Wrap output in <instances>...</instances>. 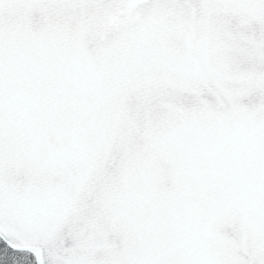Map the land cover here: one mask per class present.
<instances>
[{"label": "snow or ice", "instance_id": "1", "mask_svg": "<svg viewBox=\"0 0 264 264\" xmlns=\"http://www.w3.org/2000/svg\"><path fill=\"white\" fill-rule=\"evenodd\" d=\"M0 264H264V0H0Z\"/></svg>", "mask_w": 264, "mask_h": 264}]
</instances>
